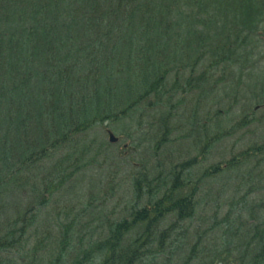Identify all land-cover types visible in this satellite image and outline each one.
Wrapping results in <instances>:
<instances>
[{
  "label": "trees",
  "instance_id": "obj_1",
  "mask_svg": "<svg viewBox=\"0 0 264 264\" xmlns=\"http://www.w3.org/2000/svg\"><path fill=\"white\" fill-rule=\"evenodd\" d=\"M262 1L217 0L245 10ZM209 3L0 0V264H264V201L249 205L264 189V171L256 174L264 161L241 172L263 147L204 165L231 132L213 133L207 123L215 116L203 124L198 110L240 62L246 37L238 23L214 31ZM149 114L156 164L136 167L123 210L96 225L71 218L73 210L66 220L42 217L95 166V129ZM183 125L196 153L163 162ZM234 169L239 184L226 214L220 206L207 214L206 189Z\"/></svg>",
  "mask_w": 264,
  "mask_h": 264
},
{
  "label": "rangeland",
  "instance_id": "obj_2",
  "mask_svg": "<svg viewBox=\"0 0 264 264\" xmlns=\"http://www.w3.org/2000/svg\"><path fill=\"white\" fill-rule=\"evenodd\" d=\"M207 1L210 2V5H207L209 10L207 12H214L216 21H219L217 27L213 20L214 31L238 23L242 35L246 37L244 50L240 54V62L233 65L232 69L230 67L224 83L210 91L207 97L208 101L205 105L202 103L203 107H199L198 110L200 115L198 118L203 121V124L208 117L215 116L216 119L207 123V128L211 129L213 133L226 129L231 132L227 138L214 146L204 165L209 166L225 161L241 155L254 146H262V155L259 153L255 157L252 156L248 168L243 167L241 172L245 173L259 162L257 159L260 157L261 161H264V2L262 1V5H252L250 10H245V7H238L240 4L231 7L230 3L223 8V6H219L217 0ZM209 16H214V14L211 13ZM243 61L244 63H242ZM206 65L207 63L203 64V66ZM216 72L221 74V68ZM196 98L197 95L192 96L193 100ZM194 102L189 103L187 109L192 108ZM217 113L223 114L216 117ZM243 117H246L245 124L238 125L237 122ZM154 121V116L149 114L144 118L135 117L119 125L95 129L89 137V141L93 143L94 149H96L95 153L98 155L95 166L81 172L78 177L68 183L67 188L58 193V203L53 202L42 217L55 221V213L57 215L60 213L62 219L66 220L64 212L73 210L71 218L74 214H81L82 222L91 225L97 223L100 217L110 216L114 212L123 210L128 197L131 196L130 181L136 167L139 164L149 167L156 164V159L153 158V154H150L152 129L150 130L149 123ZM179 128L181 130L177 129L171 137L173 138L172 143L161 151L160 159L163 162L170 159V154L183 156L196 153L192 148L194 140L188 136L189 128L184 125ZM139 130L142 131L139 132ZM130 142L134 143L130 145ZM136 146L138 150L135 149ZM124 151L128 153V158L125 157ZM130 154L132 159L129 158ZM261 163L263 169H258L256 174L264 171V162ZM239 170L234 169L228 172L215 185L210 186L212 189H206L207 214H213L217 211L218 206L222 207L219 209L220 216L226 214L228 209L225 204L235 197L234 187L239 184V178H237ZM228 178L231 179L230 184L223 189L220 197L218 190L222 186V181L225 182ZM112 188H115L114 198H105ZM103 198L106 200L103 201ZM17 200L19 201V199ZM249 201L251 206H257L264 201V189L259 188ZM90 203L92 206L88 207ZM255 213L253 215L255 218L262 217L263 213L260 210H256ZM250 215L251 213H245L244 220H251ZM243 231L245 232V229ZM222 233L223 231L220 235Z\"/></svg>",
  "mask_w": 264,
  "mask_h": 264
}]
</instances>
